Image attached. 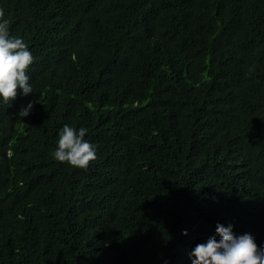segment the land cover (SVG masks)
<instances>
[{
    "label": "trees",
    "instance_id": "1",
    "mask_svg": "<svg viewBox=\"0 0 264 264\" xmlns=\"http://www.w3.org/2000/svg\"><path fill=\"white\" fill-rule=\"evenodd\" d=\"M0 8L34 58L0 97V264H192L218 224L264 249V0ZM64 125L86 169L54 158Z\"/></svg>",
    "mask_w": 264,
    "mask_h": 264
},
{
    "label": "clouds",
    "instance_id": "2",
    "mask_svg": "<svg viewBox=\"0 0 264 264\" xmlns=\"http://www.w3.org/2000/svg\"><path fill=\"white\" fill-rule=\"evenodd\" d=\"M4 17V9L0 8V97L5 103H12L20 90L25 96L33 94L26 73L34 58L22 38L10 35L9 20ZM34 103L30 101L27 107L22 106L18 116H28ZM87 131L85 127L77 130L64 125L54 158L68 162L72 167L86 169L96 159L93 145L85 140ZM216 232L221 239L211 236L206 243L197 244L192 249V264H264V249L258 247L251 234L237 236L233 234L231 224L228 227L218 224Z\"/></svg>",
    "mask_w": 264,
    "mask_h": 264
}]
</instances>
